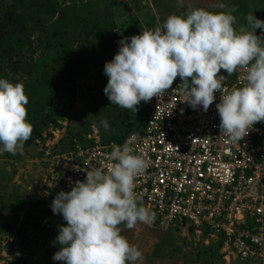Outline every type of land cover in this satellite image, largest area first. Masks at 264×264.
<instances>
[{
  "label": "rangeland",
  "instance_id": "rangeland-1",
  "mask_svg": "<svg viewBox=\"0 0 264 264\" xmlns=\"http://www.w3.org/2000/svg\"><path fill=\"white\" fill-rule=\"evenodd\" d=\"M9 8L22 16L23 33L12 62L0 49V257L5 264H118L115 258L120 264H254L229 256L216 238L186 224L166 231L147 225L133 204L117 196H91L41 220L33 204L44 161L68 150L89 126L105 140L124 115L130 120L123 136L138 128L151 83L147 64L154 76L189 88L229 78L244 62L264 74V0H0V18ZM99 28L112 29L115 42L133 43L134 75L120 80L119 65L129 61L88 36ZM56 51L66 58L72 78L50 69ZM45 69L50 71L46 89L33 96L35 116L52 110L57 126L28 144L10 117L19 103H32L25 86ZM48 83L55 93L47 92ZM48 218L49 237L36 240L34 228Z\"/></svg>",
  "mask_w": 264,
  "mask_h": 264
},
{
  "label": "built area",
  "instance_id": "built-area-1",
  "mask_svg": "<svg viewBox=\"0 0 264 264\" xmlns=\"http://www.w3.org/2000/svg\"><path fill=\"white\" fill-rule=\"evenodd\" d=\"M148 96L140 132L105 141L92 124L47 158L37 198L60 210L117 196L147 225L205 230L229 256L264 264V74L244 62L204 88L154 76Z\"/></svg>",
  "mask_w": 264,
  "mask_h": 264
},
{
  "label": "trees",
  "instance_id": "trees-1",
  "mask_svg": "<svg viewBox=\"0 0 264 264\" xmlns=\"http://www.w3.org/2000/svg\"><path fill=\"white\" fill-rule=\"evenodd\" d=\"M22 23V16L17 14L13 8H9L4 12L2 15V18H0V49H2L5 53L6 58L10 61V57L12 56L15 49H17L18 41L20 35L23 33V26ZM89 37H95L96 39L103 41L102 44L104 45V50L109 47V49L115 50L117 53L121 54L123 53L125 55L124 58H127L126 60L129 61L127 64L120 63L119 65V73H120V80L123 81L127 78L129 75H134L136 72V65L131 62L132 57L135 55L134 52V46L133 43L130 41H119L116 34L113 32L112 29L108 28H99L97 31L91 33L88 35ZM91 40H87L86 44H90ZM69 53V52H68ZM55 57L51 60V64L49 65L50 69L57 70L61 69L60 74L64 75V78H72L71 73L68 72L69 65L66 64V58H62L59 55V51H56ZM125 60V61H126ZM62 61L64 62L62 64ZM55 65V66H54ZM62 65H65L66 68H63ZM45 73L44 76H41ZM50 71L48 69H45L41 75L36 77V80L34 82H30L26 84V92L28 99H31V102L29 105H25L23 103H19V105L15 108V116L12 114L10 117V121H14L13 125L20 126L19 132L24 134V140H27V143H31L34 140L41 139V133L44 129L52 126H57L56 116L53 115L52 110L49 111L45 116L36 117L35 115L39 112L38 111V105L36 102H34L33 96L38 93V91L45 90V84L48 80L46 78V75H48ZM259 73L261 71L259 70ZM41 76V77H40ZM40 77V78H39ZM150 81H152V76H146ZM50 81V80H49ZM120 82H118L119 84ZM47 86V92L49 93H55V89L53 87L49 86V83ZM33 106V110L31 111ZM19 107V109H18ZM146 115V113H145ZM145 119V116H144ZM144 119L142 123L138 126V128L134 129L131 132H140ZM130 120L129 116L124 115L120 123L118 124V127L114 130L112 136L109 138V140H113L115 142H121L123 138L129 134H125L123 136V133L125 130V126L128 125V121ZM21 127H23L21 129ZM102 137V136H101ZM80 139V138H78ZM103 140H105L102 137ZM106 141V140H105ZM37 198V197H36ZM33 209L38 210L40 213L39 218L40 220L43 217H49L51 218L54 216L58 211V206L48 200H40L37 199L33 204ZM47 219V226H43L42 222L34 228V232L37 233V236H35L36 240L40 239L41 237H44L45 239L49 237L50 234V220ZM190 229H193L191 226H189ZM203 232L207 233L205 230ZM21 238L22 234L24 233L23 230H21ZM218 242L222 244V239L217 238ZM25 244V243H23ZM114 261L118 264L123 263L122 259L115 258Z\"/></svg>",
  "mask_w": 264,
  "mask_h": 264
},
{
  "label": "crops",
  "instance_id": "crops-1",
  "mask_svg": "<svg viewBox=\"0 0 264 264\" xmlns=\"http://www.w3.org/2000/svg\"><path fill=\"white\" fill-rule=\"evenodd\" d=\"M154 12V11H153ZM129 14H131V12L129 13ZM163 21H161V24L163 25V23H162ZM146 76H152V78L154 77V72L151 70V74L150 75H147L146 74ZM196 88V87H195ZM204 88V87H203ZM83 137V136H82ZM82 137H80V138H82Z\"/></svg>",
  "mask_w": 264,
  "mask_h": 264
},
{
  "label": "water",
  "instance_id": "water-1",
  "mask_svg": "<svg viewBox=\"0 0 264 264\" xmlns=\"http://www.w3.org/2000/svg\"><path fill=\"white\" fill-rule=\"evenodd\" d=\"M146 70H147V75L151 74V69L150 66H148V64L145 66Z\"/></svg>",
  "mask_w": 264,
  "mask_h": 264
}]
</instances>
